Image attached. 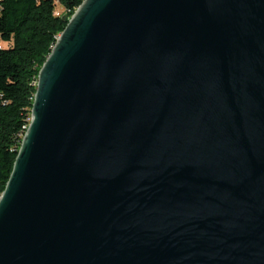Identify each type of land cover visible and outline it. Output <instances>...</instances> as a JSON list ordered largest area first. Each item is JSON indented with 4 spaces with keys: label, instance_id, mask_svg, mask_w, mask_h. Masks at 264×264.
Wrapping results in <instances>:
<instances>
[{
    "label": "water",
    "instance_id": "water-1",
    "mask_svg": "<svg viewBox=\"0 0 264 264\" xmlns=\"http://www.w3.org/2000/svg\"><path fill=\"white\" fill-rule=\"evenodd\" d=\"M0 195V264H264V0H83Z\"/></svg>",
    "mask_w": 264,
    "mask_h": 264
},
{
    "label": "trees",
    "instance_id": "trees-1",
    "mask_svg": "<svg viewBox=\"0 0 264 264\" xmlns=\"http://www.w3.org/2000/svg\"><path fill=\"white\" fill-rule=\"evenodd\" d=\"M82 1L0 0V195L30 122L38 72Z\"/></svg>",
    "mask_w": 264,
    "mask_h": 264
},
{
    "label": "rangeland",
    "instance_id": "rangeland-1",
    "mask_svg": "<svg viewBox=\"0 0 264 264\" xmlns=\"http://www.w3.org/2000/svg\"><path fill=\"white\" fill-rule=\"evenodd\" d=\"M62 11H63V10H62L61 6L56 5V8H55V14L58 15V14H60Z\"/></svg>",
    "mask_w": 264,
    "mask_h": 264
},
{
    "label": "built area",
    "instance_id": "built-area-1",
    "mask_svg": "<svg viewBox=\"0 0 264 264\" xmlns=\"http://www.w3.org/2000/svg\"><path fill=\"white\" fill-rule=\"evenodd\" d=\"M6 47V44L0 42V49Z\"/></svg>",
    "mask_w": 264,
    "mask_h": 264
}]
</instances>
